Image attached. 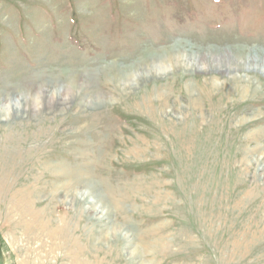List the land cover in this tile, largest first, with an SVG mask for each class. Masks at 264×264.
<instances>
[{
  "label": "rangeland",
  "instance_id": "obj_1",
  "mask_svg": "<svg viewBox=\"0 0 264 264\" xmlns=\"http://www.w3.org/2000/svg\"><path fill=\"white\" fill-rule=\"evenodd\" d=\"M0 264H264V0H0Z\"/></svg>",
  "mask_w": 264,
  "mask_h": 264
}]
</instances>
